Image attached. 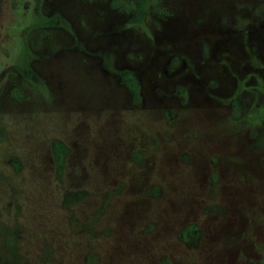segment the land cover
Returning <instances> with one entry per match:
<instances>
[{"label": "rangeland", "instance_id": "obj_1", "mask_svg": "<svg viewBox=\"0 0 264 264\" xmlns=\"http://www.w3.org/2000/svg\"><path fill=\"white\" fill-rule=\"evenodd\" d=\"M135 16L0 0V264H264V0Z\"/></svg>", "mask_w": 264, "mask_h": 264}, {"label": "trees", "instance_id": "obj_2", "mask_svg": "<svg viewBox=\"0 0 264 264\" xmlns=\"http://www.w3.org/2000/svg\"><path fill=\"white\" fill-rule=\"evenodd\" d=\"M126 4L133 9L134 13L136 14L135 18L136 21L141 22L142 15L146 12V10L149 8L150 0H125ZM44 20H47L48 22H52L50 18H44ZM43 20V21H44ZM119 74L125 83L127 87L132 91L133 97L135 99L140 98L139 88H138V81L136 76L130 71V70H121L119 71ZM259 143H264L263 137H260L258 140ZM68 147L67 145L62 142L61 140H54L52 142V152H53V158L54 162L56 164V172L57 176L59 177L64 163L66 155L68 154Z\"/></svg>", "mask_w": 264, "mask_h": 264}]
</instances>
